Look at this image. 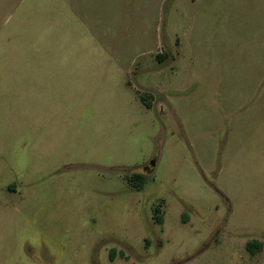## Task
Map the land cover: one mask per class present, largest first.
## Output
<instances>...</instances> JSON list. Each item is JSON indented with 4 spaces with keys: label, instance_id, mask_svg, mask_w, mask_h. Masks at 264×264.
<instances>
[{
    "label": "rangeland",
    "instance_id": "1",
    "mask_svg": "<svg viewBox=\"0 0 264 264\" xmlns=\"http://www.w3.org/2000/svg\"><path fill=\"white\" fill-rule=\"evenodd\" d=\"M0 264H264V0H0Z\"/></svg>",
    "mask_w": 264,
    "mask_h": 264
},
{
    "label": "trees",
    "instance_id": "2",
    "mask_svg": "<svg viewBox=\"0 0 264 264\" xmlns=\"http://www.w3.org/2000/svg\"><path fill=\"white\" fill-rule=\"evenodd\" d=\"M145 105H149L148 102L144 103ZM126 179L128 180L129 184L133 187L140 188L146 181V176L141 173H130L126 174ZM158 221L160 222V217L158 218ZM247 249L250 251V253H254L257 248L260 247L259 243L254 241H248Z\"/></svg>",
    "mask_w": 264,
    "mask_h": 264
}]
</instances>
